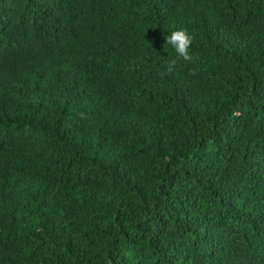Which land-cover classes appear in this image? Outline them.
Returning <instances> with one entry per match:
<instances>
[{
    "label": "trees",
    "instance_id": "trees-1",
    "mask_svg": "<svg viewBox=\"0 0 264 264\" xmlns=\"http://www.w3.org/2000/svg\"><path fill=\"white\" fill-rule=\"evenodd\" d=\"M0 264H264V0H0Z\"/></svg>",
    "mask_w": 264,
    "mask_h": 264
},
{
    "label": "clouds",
    "instance_id": "clouds-1",
    "mask_svg": "<svg viewBox=\"0 0 264 264\" xmlns=\"http://www.w3.org/2000/svg\"><path fill=\"white\" fill-rule=\"evenodd\" d=\"M193 37L185 29H178L167 37L166 42L170 44L176 51L179 58L185 61H191L192 56L189 52L190 46L192 44ZM172 65L177 63L176 59L170 62Z\"/></svg>",
    "mask_w": 264,
    "mask_h": 264
}]
</instances>
